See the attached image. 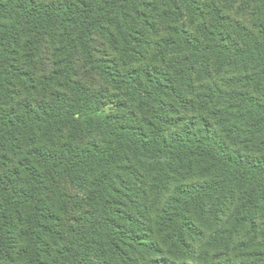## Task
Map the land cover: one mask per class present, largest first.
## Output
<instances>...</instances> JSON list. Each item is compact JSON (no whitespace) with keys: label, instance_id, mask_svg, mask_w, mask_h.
Listing matches in <instances>:
<instances>
[{"label":"trees","instance_id":"trees-1","mask_svg":"<svg viewBox=\"0 0 264 264\" xmlns=\"http://www.w3.org/2000/svg\"><path fill=\"white\" fill-rule=\"evenodd\" d=\"M0 264H264V0H0Z\"/></svg>","mask_w":264,"mask_h":264}]
</instances>
